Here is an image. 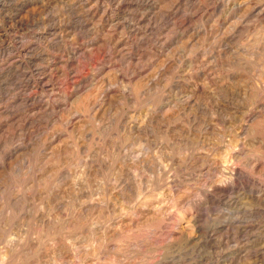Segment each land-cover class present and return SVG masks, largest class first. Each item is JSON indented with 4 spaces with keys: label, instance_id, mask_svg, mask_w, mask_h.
<instances>
[{
    "label": "rangeland",
    "instance_id": "obj_1",
    "mask_svg": "<svg viewBox=\"0 0 264 264\" xmlns=\"http://www.w3.org/2000/svg\"><path fill=\"white\" fill-rule=\"evenodd\" d=\"M263 7L0 0V264H264Z\"/></svg>",
    "mask_w": 264,
    "mask_h": 264
},
{
    "label": "bare ground",
    "instance_id": "obj_2",
    "mask_svg": "<svg viewBox=\"0 0 264 264\" xmlns=\"http://www.w3.org/2000/svg\"><path fill=\"white\" fill-rule=\"evenodd\" d=\"M246 8H247V6H246ZM246 8H245V10H246ZM262 13H264L263 10L259 14H262ZM259 35L260 36H259V42L258 43H260V41L264 39L263 33H260ZM245 52H246V55H251L252 54V51L250 49H246ZM262 76L264 77V70L262 72ZM250 95H251V92H250ZM250 95H248V96H249V99H251L252 108L251 109H248L247 114H246V118L249 119V120H252V121H255L258 118H261L262 119V122L260 120H257L255 122L256 127H255L254 130H255V132H259L260 134H263L264 133V117H263L264 113L262 114V112L264 111V102L263 101H259V97H260V90H259V88L257 86H255L254 87V91L252 92V95L251 96ZM257 109H260V110L259 111H255ZM255 124H253V126H255ZM237 173H238V170L231 169V176L237 175ZM212 189L221 191L223 188H218L216 186H213Z\"/></svg>",
    "mask_w": 264,
    "mask_h": 264
}]
</instances>
